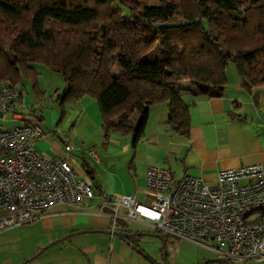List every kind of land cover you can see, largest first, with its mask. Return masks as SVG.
Listing matches in <instances>:
<instances>
[{
	"label": "trees",
	"instance_id": "1",
	"mask_svg": "<svg viewBox=\"0 0 264 264\" xmlns=\"http://www.w3.org/2000/svg\"><path fill=\"white\" fill-rule=\"evenodd\" d=\"M35 64L64 77L63 108L97 102L106 138L137 144L162 103L187 135L183 83L220 98L232 64L247 92L264 86V0H0V86L31 83L43 96Z\"/></svg>",
	"mask_w": 264,
	"mask_h": 264
},
{
	"label": "crops",
	"instance_id": "2",
	"mask_svg": "<svg viewBox=\"0 0 264 264\" xmlns=\"http://www.w3.org/2000/svg\"><path fill=\"white\" fill-rule=\"evenodd\" d=\"M226 77L220 98L183 86L180 96L190 117L187 135L169 125L167 103L150 108L137 144L131 135L110 133L106 138L100 108L89 96L70 107L65 124L56 126V114L47 123L42 117L46 134L36 148L46 157L67 160L79 179L92 183L95 194L81 208L50 207L32 226L27 257L12 264L39 256L46 257L47 264H214L217 256L204 242L180 241L146 223L113 232V212L104 206V196L134 195L147 203L145 177L152 167L170 170L175 179L188 174L215 184L223 170L264 166V86L247 92L232 64ZM24 92L26 107L38 113L39 106ZM67 144L73 147L69 153ZM115 233L133 236L124 239Z\"/></svg>",
	"mask_w": 264,
	"mask_h": 264
},
{
	"label": "built area",
	"instance_id": "3",
	"mask_svg": "<svg viewBox=\"0 0 264 264\" xmlns=\"http://www.w3.org/2000/svg\"><path fill=\"white\" fill-rule=\"evenodd\" d=\"M33 110L23 89L0 86V113L15 122L0 130V232L36 222L54 205L81 208L94 198L92 183L79 179L67 160L36 148L46 132ZM72 149L66 145L67 153ZM144 194L147 203L134 195L104 196L113 232L141 222L180 241L204 242L217 256L214 264L264 258V166L223 170L215 184L188 174L175 179L170 170L152 167Z\"/></svg>",
	"mask_w": 264,
	"mask_h": 264
},
{
	"label": "rangeland",
	"instance_id": "4",
	"mask_svg": "<svg viewBox=\"0 0 264 264\" xmlns=\"http://www.w3.org/2000/svg\"><path fill=\"white\" fill-rule=\"evenodd\" d=\"M33 66L40 74L39 86L40 91L44 95L36 96L34 90L32 89L33 85L31 83H25L24 89L33 98V101L39 106L36 116L41 118L43 117V122L47 123V118L53 114H56V126L59 124H65V116L67 118L70 107H74L75 105L69 104L63 108L57 102V97L55 94H58L59 92L56 90L61 92L66 87L64 77L61 74L52 72L43 65L35 64ZM121 72V67L119 65L115 66L113 70L114 75H119ZM187 84L188 83H183V86ZM67 107L68 110L66 109ZM58 113L60 114V117L58 116ZM14 125L15 122L13 121L12 114L7 113L3 117H0V130H9ZM34 223L14 226L0 232V264H12L27 257L31 250V248H29L30 243L27 240L32 234V226ZM19 264H47V260L44 256L30 257ZM238 264H264V258L259 261H246L240 262Z\"/></svg>",
	"mask_w": 264,
	"mask_h": 264
},
{
	"label": "water",
	"instance_id": "5",
	"mask_svg": "<svg viewBox=\"0 0 264 264\" xmlns=\"http://www.w3.org/2000/svg\"><path fill=\"white\" fill-rule=\"evenodd\" d=\"M0 117H2V114L0 113ZM116 236L122 237L124 239L131 238L133 235L127 234V233H115ZM162 242L165 244L166 241L162 239ZM166 249V248H165Z\"/></svg>",
	"mask_w": 264,
	"mask_h": 264
}]
</instances>
